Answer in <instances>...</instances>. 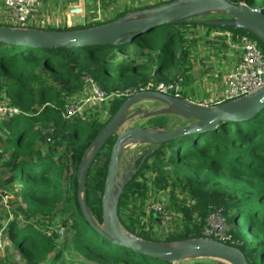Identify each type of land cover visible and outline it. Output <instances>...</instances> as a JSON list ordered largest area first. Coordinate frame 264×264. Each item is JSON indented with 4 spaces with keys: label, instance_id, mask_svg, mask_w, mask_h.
Returning <instances> with one entry per match:
<instances>
[{
    "label": "trees",
    "instance_id": "1",
    "mask_svg": "<svg viewBox=\"0 0 264 264\" xmlns=\"http://www.w3.org/2000/svg\"><path fill=\"white\" fill-rule=\"evenodd\" d=\"M174 1L139 4L102 22L47 30L99 27ZM229 1L264 13V0ZM208 13L173 24L140 27L133 32L136 38L129 40L131 35L123 34L116 44L42 50L0 43V101L14 111L0 121V201L10 186L19 183L24 205L18 208L23 222L19 218L11 220L4 232V239L11 243L6 251L16 250L24 264H77L72 254L82 259L79 264H181L116 244L98 230L104 225L102 199L116 133L98 150L83 177L89 219L82 208V163L129 97L114 98L105 121L68 116L64 107L81 91L86 76L108 94L141 92L152 82H171L179 77L188 86L193 81L190 58L200 41L196 31L199 27L208 33L230 32L234 40L244 35L254 37L264 54V42L254 34L242 27L209 25L207 22L213 18H206L210 17ZM144 18L139 16L132 22L140 24ZM217 46L220 53L229 49L224 37ZM134 128L157 133L176 129L161 116L146 117L141 126ZM124 155L131 173L124 180L117 214L129 235L157 244L199 241L215 209L221 211L228 233L238 242L228 245L237 247L248 264H264V107L249 119L227 120L214 130L164 143L137 145ZM170 189H180L186 199L168 207L177 219L174 228L171 226L170 232L160 237L158 231L147 226L148 219L159 226L148 209L150 193ZM55 218L65 230L64 236L56 231L48 236L45 221L51 223ZM4 264L18 263L7 259Z\"/></svg>",
    "mask_w": 264,
    "mask_h": 264
},
{
    "label": "water",
    "instance_id": "2",
    "mask_svg": "<svg viewBox=\"0 0 264 264\" xmlns=\"http://www.w3.org/2000/svg\"><path fill=\"white\" fill-rule=\"evenodd\" d=\"M212 11L227 13L231 15V18L213 19L207 22L209 25L242 27L264 42V13L262 12L254 11L245 4H233L229 0H179L145 11L129 14L128 22H124L126 20L124 18L90 29L48 31L19 30L0 26V43L24 45L42 50L49 48L71 49L72 47L85 45L116 44L118 38L123 34H130L129 40L136 38L137 36L133 35V32L140 27H145L150 24H173L180 20ZM139 16H145L144 20H142L143 23H133L131 19ZM153 95L175 101L178 108L183 111L188 118L199 120V123L183 129L158 133L150 129L134 128L125 131L117 137L111 152L102 199L104 225L103 228L98 229L99 232L116 244L127 246L136 252L166 262L179 263L187 257L206 256L222 259L232 264H248L245 256L237 247L223 244L216 240L201 239L199 241L187 242L181 246L169 247L163 244L146 242L129 235L122 228L117 214V205L121 190L124 187V181L121 185V190L116 196L115 206L111 212L109 211V201L113 197L119 160L125 150L124 146L130 139L142 138L145 140L146 144L164 143L185 137L192 133L214 130L221 122L227 120L249 119L258 112L259 109L264 107V87L249 96L211 108L199 107L185 100H177L152 92L135 95L126 101L117 114L106 125L105 129L108 134H105L103 139H101L96 152L87 163L85 172L95 154L112 135V128L120 120L125 111L137 100L145 96ZM101 134L98 139L102 136ZM79 188H84L83 177H79ZM84 213L86 218L89 219L85 211ZM110 224L112 228H110Z\"/></svg>",
    "mask_w": 264,
    "mask_h": 264
},
{
    "label": "built area",
    "instance_id": "3",
    "mask_svg": "<svg viewBox=\"0 0 264 264\" xmlns=\"http://www.w3.org/2000/svg\"><path fill=\"white\" fill-rule=\"evenodd\" d=\"M84 1L75 0L67 3L65 0H0V24L19 30H47L48 28H59L65 25L72 26L74 15H80L84 11L81 7L85 5ZM98 1L96 11L99 19L101 0ZM221 34L223 36L220 39L222 41L223 37L226 38L229 50L234 48L238 52V60L225 75L223 90L219 96H215L213 89L208 88L209 98L197 99L195 97L196 99L192 100L188 94L183 99L185 93L193 92L195 94L198 90L196 84L190 83L185 86L183 77L171 82H152L141 92L127 91L125 93L108 94L98 86L93 78L86 76L83 78L81 91L70 97L65 104L64 109L67 115L76 116L85 121V112L90 105L109 106L114 98L126 96L130 99L135 95L150 92L177 100H185L199 107L211 108L227 104L261 90L264 87V54L259 47V42L248 35L238 36L234 40L230 32ZM13 113L14 111L9 108L7 103L0 102V121ZM150 210L158 214L159 228L163 227L167 234L170 230V213L159 201L151 206ZM147 226L151 227L149 219ZM60 234L63 236L64 232H60ZM202 234V239L216 240L227 245L228 243L238 244L228 233V227L221 211L215 209H212L208 216ZM48 236L51 235L48 234Z\"/></svg>",
    "mask_w": 264,
    "mask_h": 264
},
{
    "label": "rangeland",
    "instance_id": "4",
    "mask_svg": "<svg viewBox=\"0 0 264 264\" xmlns=\"http://www.w3.org/2000/svg\"><path fill=\"white\" fill-rule=\"evenodd\" d=\"M157 1L158 0H118L117 5L116 3L112 4V2L108 4H103V7L101 6V13H103L102 14L103 17L105 14L107 19H112L113 17L116 16L117 13L118 14L123 13L126 8L132 6L139 7V4L140 5L155 4ZM259 5H261V3H259ZM94 9L95 8L92 7L89 13L93 12ZM208 14L210 15V17H206V18H210V19L231 18V15L220 11H212L209 12ZM89 16L92 15L89 14ZM202 16L204 15H200L201 18H203ZM90 20H92V18H90ZM196 31H197V38L199 37L198 39H200V41L198 42V45L193 49L192 57L190 58L194 64L193 66L194 69L192 74L193 83L196 82L195 84L197 85V89H198L197 92H195L194 96L197 99L209 98V94L207 91L208 88H212L215 93V96H219L223 90L225 75L238 60L237 59L238 52L234 48H231L230 50L228 49L226 52H221V53L219 52L220 48L219 46H217V44H220L221 41L220 38L223 36L221 33L224 32L211 31L210 33H208L207 29L202 27L197 28ZM196 68L199 69V71H195ZM113 79L115 82L118 81L116 77H113ZM196 98H192V100ZM167 101L168 102L166 103L163 101H157L156 99H150V98H142L140 100H137L125 111V113L120 118V120L114 125L111 131L112 134L116 133L119 136L125 131L134 129V127L136 126H141L146 120V117H150V116H161L167 118L169 120L170 125L177 127H184L186 124H189V121H185V119H183L181 115L175 111L174 109V106L176 105L175 101L170 99ZM108 107H109L108 105H104L103 107L97 105H90L86 109L85 118L89 119L91 117H98L102 121H105L108 118ZM167 116H170V118ZM105 134H108L106 129L101 134L102 136L100 137V139H98L90 147L89 151L86 154L85 160L82 163L81 170L79 172V177H84L87 163L92 158L93 154L96 152L98 144L100 143L101 139H103ZM142 144H146L144 139L134 138V139H130L124 146L125 150L122 154L123 157L120 158L119 160L117 179L113 190V197L109 201L110 212L113 210L115 206L116 196L121 190V185L123 181L126 179L128 174L131 173V167L125 165L126 156L124 154L127 152V150L130 151L137 145H142ZM21 189H22V185L19 183L10 186L8 190L5 191V196L3 200L0 201V264H4L7 259H9V261L12 263L24 264V262L21 260L19 253L16 250L6 251V248L9 247L11 243L4 239L5 237L4 232L7 229L9 222L21 216L18 211V208L20 206L24 207L20 197ZM83 191L84 188L80 189L79 197L81 199L82 208L89 217V213H87V209L85 205ZM183 193L184 192L181 191L180 189L176 191L171 189L167 191L152 190L150 193L148 209L159 201L162 202V205L167 210L168 207L172 206V203L174 201L179 202L186 199V196ZM168 212L174 213L170 211ZM150 213H152L153 217L157 220L158 214L154 213L151 210ZM176 219H177L176 215L172 214L169 221V228L175 224ZM21 220L22 218L18 219V221ZM47 221L48 220L45 221V224L48 229L47 231L48 234L51 235L53 231H56L61 237L62 235L60 234V232L65 233V230L62 229L61 223L59 222L58 218H55L51 223ZM150 225L156 231H158L157 232L158 236L159 235L160 237L165 236L166 232L163 227L159 228V226L152 225V223H150ZM110 228H112L111 224H110ZM183 244L186 243H171V244H163V245L169 247H176V246H181ZM72 256L75 259V260L72 259L73 262L77 264L82 262V259L78 257L76 254H72ZM180 263L181 264H218V263L232 264L222 259L206 257V256L187 257L181 260Z\"/></svg>",
    "mask_w": 264,
    "mask_h": 264
},
{
    "label": "crops",
    "instance_id": "5",
    "mask_svg": "<svg viewBox=\"0 0 264 264\" xmlns=\"http://www.w3.org/2000/svg\"><path fill=\"white\" fill-rule=\"evenodd\" d=\"M97 1L98 0H85L84 1V6H81L83 9H84V11H83V13H81L80 15H74V17H73V22H75V23H73L72 24V26L73 25H80V24H85V23H88V22H95V21H100V22H102V21H104V20H106L107 19V17H106V15L104 14V17H103V13H101V15H100V18L98 19V16H97V12H96V10H97V7H96V5H97ZM117 1L118 0H101L100 1V4H101V6L103 7V4H108V3H111L112 2V4H115L116 3V5H117ZM99 2V1H98ZM123 3V2H122ZM95 6V9L93 10V12H90L89 13V11H90V9H92V7H94ZM101 12V11H100ZM89 14L90 15H92V16H89ZM118 14V13H117ZM117 14H116V16H117ZM119 15V14H118ZM128 16H129V14L128 15H126V16H124V17H121V18H119L118 20H120V19H126L124 22H128ZM90 18H92V20H90ZM131 20H133V19H131ZM61 27H63V26H61ZM195 71H199V69H195ZM196 82H194L193 83V81H192V83L191 84H195ZM191 91V90H190ZM193 93V92H192ZM189 94V96H191L192 94L190 93V92H188L187 93V95ZM143 98H150V99H156L157 101H163V102H168L167 100H169V99H167V98H164V97H161V96H156V95H153V96H145V97H143ZM140 100V99H139ZM174 109H175V111L176 112H178V114H180L181 115V117L183 118V119H185V121H189V124H186L185 126H190V125H195V124H197V123H199V120H195V119H190V118H188L184 113H183V111H181L179 108H178V106H177V104L174 106ZM167 117H169L170 118V116H167ZM176 127V129H179V128H183V127H177V126H175ZM180 263V262H179Z\"/></svg>",
    "mask_w": 264,
    "mask_h": 264
}]
</instances>
